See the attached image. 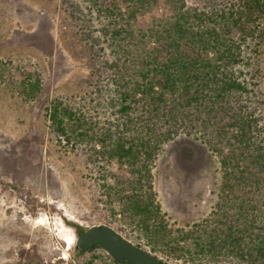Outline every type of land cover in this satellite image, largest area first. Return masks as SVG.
<instances>
[{
    "label": "trees",
    "instance_id": "1",
    "mask_svg": "<svg viewBox=\"0 0 264 264\" xmlns=\"http://www.w3.org/2000/svg\"><path fill=\"white\" fill-rule=\"evenodd\" d=\"M91 2L106 19V45L94 33L86 35L92 51L97 48L92 62L98 79L104 68L95 60L106 49L116 58L105 62L114 117L98 127V121L58 102L49 107L57 132L96 144L105 162L119 164L107 196L120 197L124 220L144 232L153 253L194 264L222 257L264 264L259 83L237 70L249 63L242 47L256 54L264 42V0H216L210 11L187 6L186 0ZM161 5L169 15L157 17ZM179 134L209 145L219 157L225 183L210 216L175 236L156 199L152 166Z\"/></svg>",
    "mask_w": 264,
    "mask_h": 264
},
{
    "label": "rangeland",
    "instance_id": "2",
    "mask_svg": "<svg viewBox=\"0 0 264 264\" xmlns=\"http://www.w3.org/2000/svg\"><path fill=\"white\" fill-rule=\"evenodd\" d=\"M215 2L186 0L207 11ZM158 11L157 17L169 15L162 5ZM143 17L149 20L148 14ZM105 23L91 0H0V264H115L102 249L74 255L76 226L98 223L111 224L151 250L144 232L124 220L120 197L107 196L119 164L105 162L96 144L59 134L49 117V107L63 102L98 127L112 121L108 88L113 86L105 62L116 58L106 49L95 60L104 68L98 79L92 62L97 48L92 51L86 38L94 33L106 45ZM242 50L249 63L237 70L259 83L256 113L264 119V42L256 54ZM152 173L157 202L175 236L210 216L225 183L217 154L186 134L164 146ZM155 254L168 264H194ZM204 262L252 264L232 257Z\"/></svg>",
    "mask_w": 264,
    "mask_h": 264
},
{
    "label": "water",
    "instance_id": "3",
    "mask_svg": "<svg viewBox=\"0 0 264 264\" xmlns=\"http://www.w3.org/2000/svg\"><path fill=\"white\" fill-rule=\"evenodd\" d=\"M75 247L93 251L102 249L120 263L164 264L145 246L134 242L109 223L93 224L75 235Z\"/></svg>",
    "mask_w": 264,
    "mask_h": 264
},
{
    "label": "flooded vegetation",
    "instance_id": "4",
    "mask_svg": "<svg viewBox=\"0 0 264 264\" xmlns=\"http://www.w3.org/2000/svg\"><path fill=\"white\" fill-rule=\"evenodd\" d=\"M84 229V227H82V226H76V228H75V234L76 233H78V232H80V231H82ZM89 249V248H88ZM82 250V249H80V248H76V247H74V250H73V252H74V255L75 254H84V253H86V252H90L91 254H93L94 253V251L95 250H93V251H89V250ZM100 249V248H99ZM97 250V249H96ZM112 257V256H111ZM75 260H74V257L73 256H71V259H70V262L72 263V262H74ZM112 262L113 263H115V264H126V263H120V262H117L116 260H114L113 259V257H112ZM57 262H54V264H56Z\"/></svg>",
    "mask_w": 264,
    "mask_h": 264
},
{
    "label": "bare ground",
    "instance_id": "5",
    "mask_svg": "<svg viewBox=\"0 0 264 264\" xmlns=\"http://www.w3.org/2000/svg\"><path fill=\"white\" fill-rule=\"evenodd\" d=\"M68 234V233H67ZM73 236V234L71 233V234H68L67 236H66V239L69 241V242H71V243H73L74 242V236Z\"/></svg>",
    "mask_w": 264,
    "mask_h": 264
}]
</instances>
